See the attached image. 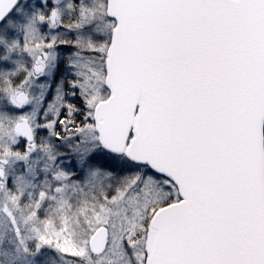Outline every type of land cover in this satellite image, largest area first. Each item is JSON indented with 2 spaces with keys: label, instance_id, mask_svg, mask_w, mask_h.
Here are the masks:
<instances>
[{
  "label": "snow or ice",
  "instance_id": "1",
  "mask_svg": "<svg viewBox=\"0 0 264 264\" xmlns=\"http://www.w3.org/2000/svg\"><path fill=\"white\" fill-rule=\"evenodd\" d=\"M0 264H264V0H0Z\"/></svg>",
  "mask_w": 264,
  "mask_h": 264
},
{
  "label": "rangeland",
  "instance_id": "2",
  "mask_svg": "<svg viewBox=\"0 0 264 264\" xmlns=\"http://www.w3.org/2000/svg\"><path fill=\"white\" fill-rule=\"evenodd\" d=\"M63 70V65H61V71ZM57 75H59V72L57 73ZM48 99H51V95H49V97H48ZM77 103H79V101L77 100L76 101ZM46 133H44V132H38V136H40V135H45Z\"/></svg>",
  "mask_w": 264,
  "mask_h": 264
}]
</instances>
